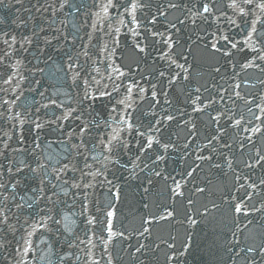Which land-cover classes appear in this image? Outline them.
<instances>
[{"label": "snow or ice", "instance_id": "obj_1", "mask_svg": "<svg viewBox=\"0 0 264 264\" xmlns=\"http://www.w3.org/2000/svg\"><path fill=\"white\" fill-rule=\"evenodd\" d=\"M0 4L20 6L17 28L31 22L27 34L0 29V251L13 249L12 264L45 259L39 246L47 264H160V253L183 264L189 229L222 209L233 225L222 264H264V232L243 235L264 221V0ZM49 67L67 82L63 100L37 93ZM26 93L44 103L30 107ZM170 152L182 171L169 170ZM205 171L219 189L197 182ZM136 180L146 212L117 228L115 202ZM160 182L168 203L149 199ZM217 191L220 203L207 200ZM185 224L180 247L162 234Z\"/></svg>", "mask_w": 264, "mask_h": 264}, {"label": "water", "instance_id": "obj_2", "mask_svg": "<svg viewBox=\"0 0 264 264\" xmlns=\"http://www.w3.org/2000/svg\"><path fill=\"white\" fill-rule=\"evenodd\" d=\"M36 0H24V8H30L32 4H34ZM83 3L87 4L88 0H82ZM4 3H8V0H4ZM14 3V0H13ZM19 5H14L11 8H5L3 4H0V17H3L4 22L0 24V29L9 31V32H15L16 34H19L21 32L28 33V31L31 29V22H29L27 27L21 26L19 28L16 27V24L13 23L14 20H17V8H19ZM34 12V9H33ZM30 13L21 11L20 18L27 19ZM37 24L41 23V20L39 18V15H36V21ZM51 62H49L50 64ZM39 67H45L43 63L39 65ZM46 75L41 78L39 75H37L36 79L41 80V87L37 89V93L44 88L48 89L49 94H55L59 90V96L53 95V98H59L61 100L64 99L63 92L68 90L67 89V82L63 79L62 74L57 72L54 68H45ZM37 93H26V96L28 97V104L30 107H38L39 104L35 102L44 103L43 100H41V97ZM23 99V98H22ZM44 110H42L43 112ZM169 131V129H168ZM167 135V133H166ZM45 139H51L55 141V137H45ZM44 147L47 149V145H44ZM51 153H60L62 151L61 145L53 142L51 149H47ZM143 166V165H141ZM168 167H169V157H168ZM147 171V170H145ZM125 175H127L125 173ZM144 176V173H141V177ZM141 181H130L129 183L125 184L122 187L121 190V198L119 201L115 202L116 207V213H117V220H116V227L122 228L127 227L128 229L138 228L141 222V217L145 214L146 210L142 207L143 202V191L140 188ZM97 196L99 199L104 203L107 204L108 199L110 197L107 195L104 189H98ZM149 199L153 201H158L159 203H168V194L166 191L163 190V184L160 182L157 184V186L153 189L151 196ZM69 203L71 201L69 200ZM157 209L155 207L152 208V211H156ZM71 211L75 212L77 211L76 207H73ZM169 231V227L165 226V231L162 233L163 235H167V232ZM8 239H12L11 236L8 237ZM43 249V251H38L34 255L37 257L44 256L45 259L37 260V264H47V249L43 246H39ZM13 251L12 248H7L5 251H0V264H12V257L11 252ZM7 257V259H5ZM51 259L55 261V256H51ZM141 259H144V257H141ZM128 258L125 256V261H127ZM159 260L160 264H163V254H159ZM146 264L148 262L146 261Z\"/></svg>", "mask_w": 264, "mask_h": 264}]
</instances>
